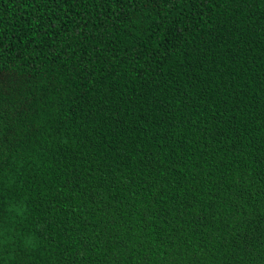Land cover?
<instances>
[{
    "label": "trees",
    "instance_id": "trees-1",
    "mask_svg": "<svg viewBox=\"0 0 264 264\" xmlns=\"http://www.w3.org/2000/svg\"><path fill=\"white\" fill-rule=\"evenodd\" d=\"M0 264H264V0H0Z\"/></svg>",
    "mask_w": 264,
    "mask_h": 264
}]
</instances>
